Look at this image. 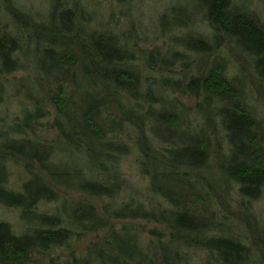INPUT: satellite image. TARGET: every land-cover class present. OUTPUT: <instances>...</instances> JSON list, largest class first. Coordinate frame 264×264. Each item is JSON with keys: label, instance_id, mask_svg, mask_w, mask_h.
I'll return each instance as SVG.
<instances>
[{"label": "trees", "instance_id": "obj_1", "mask_svg": "<svg viewBox=\"0 0 264 264\" xmlns=\"http://www.w3.org/2000/svg\"><path fill=\"white\" fill-rule=\"evenodd\" d=\"M36 1L0 0V264H264V0Z\"/></svg>", "mask_w": 264, "mask_h": 264}, {"label": "rangeland", "instance_id": "obj_2", "mask_svg": "<svg viewBox=\"0 0 264 264\" xmlns=\"http://www.w3.org/2000/svg\"><path fill=\"white\" fill-rule=\"evenodd\" d=\"M38 1L39 0H37L36 1V3L38 4V6L40 5L39 3H38ZM41 1V0H40ZM254 3H255V0H251V5L253 6L254 5ZM36 4V5H37ZM256 210L257 211H259V213L261 214L262 213V211L264 212V201L263 202H260V204H259V206H256Z\"/></svg>", "mask_w": 264, "mask_h": 264}]
</instances>
